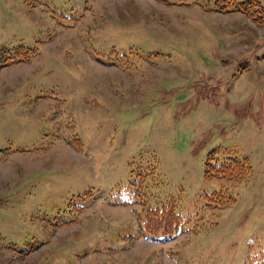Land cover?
<instances>
[{
  "label": "rangeland",
  "instance_id": "rangeland-1",
  "mask_svg": "<svg viewBox=\"0 0 264 264\" xmlns=\"http://www.w3.org/2000/svg\"><path fill=\"white\" fill-rule=\"evenodd\" d=\"M163 1L0 0V62L36 51L0 68V264H264V22ZM209 155L251 168L218 213Z\"/></svg>",
  "mask_w": 264,
  "mask_h": 264
},
{
  "label": "trees",
  "instance_id": "trees-1",
  "mask_svg": "<svg viewBox=\"0 0 264 264\" xmlns=\"http://www.w3.org/2000/svg\"><path fill=\"white\" fill-rule=\"evenodd\" d=\"M213 6L218 12H239L253 22H264V9L259 0H214ZM33 49L17 46L11 55L21 57L27 61ZM75 142L80 145L77 139ZM152 166L147 167L149 171L142 174L152 173ZM251 168L246 157H214L207 156L204 162L203 176L206 180L215 179L217 182L216 189L204 194L206 205L215 207L217 210L229 206L234 201L233 193L230 187L233 184L243 181L250 173ZM133 170H130V174ZM142 180V178H141ZM133 180L130 181V183ZM91 192H83V197L90 196ZM218 213V211H217ZM138 217L143 230L148 235L162 234L170 236L180 223V216L175 211V204L172 200L159 201L153 200L151 203L142 201L138 211Z\"/></svg>",
  "mask_w": 264,
  "mask_h": 264
}]
</instances>
